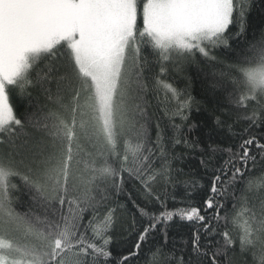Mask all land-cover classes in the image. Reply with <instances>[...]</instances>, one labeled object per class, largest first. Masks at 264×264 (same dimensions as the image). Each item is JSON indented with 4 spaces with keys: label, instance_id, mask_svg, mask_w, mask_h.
<instances>
[{
    "label": "trees",
    "instance_id": "1",
    "mask_svg": "<svg viewBox=\"0 0 264 264\" xmlns=\"http://www.w3.org/2000/svg\"><path fill=\"white\" fill-rule=\"evenodd\" d=\"M148 1L135 0L113 130L66 42L6 85L7 214L44 240L36 264H264V87L250 81L264 0H230L225 29L188 49L152 38Z\"/></svg>",
    "mask_w": 264,
    "mask_h": 264
},
{
    "label": "rangeland",
    "instance_id": "2",
    "mask_svg": "<svg viewBox=\"0 0 264 264\" xmlns=\"http://www.w3.org/2000/svg\"><path fill=\"white\" fill-rule=\"evenodd\" d=\"M230 13V0H149L144 20L160 45L188 49L223 31ZM134 21L135 0H0V130L12 121L6 85L61 42L70 46L80 72L93 86L103 130H113L115 94ZM250 81L264 87V66L251 74ZM251 82L250 88L256 90ZM3 183L0 172V264H36L38 256L32 252L44 240L7 214ZM245 230L251 233L250 228ZM23 242L30 252L19 247ZM242 244L256 255L253 239L244 235Z\"/></svg>",
    "mask_w": 264,
    "mask_h": 264
},
{
    "label": "snow or ice",
    "instance_id": "3",
    "mask_svg": "<svg viewBox=\"0 0 264 264\" xmlns=\"http://www.w3.org/2000/svg\"><path fill=\"white\" fill-rule=\"evenodd\" d=\"M237 174L238 175H243L239 171H237ZM217 178H214V180L217 179ZM215 191H216L215 186H213V188H210L209 189V195L211 196L212 193L215 192ZM117 196H119V193H117ZM207 203H208V206L210 207L211 206L210 202H207ZM188 218L191 219V215L190 214H189V217ZM166 222L167 223H170L171 220H168ZM159 223H161V221H159V220L156 221V224H159ZM155 227H156L155 224H146L145 225L144 231L141 233V236L138 238V244L136 246H134V253H135V255L138 256L140 254L139 253V246L138 245L144 243V238L147 236V230L150 228L152 231H155ZM162 235L165 237L163 242L166 244L167 243L166 230L162 233ZM109 258H110V254H109Z\"/></svg>",
    "mask_w": 264,
    "mask_h": 264
}]
</instances>
